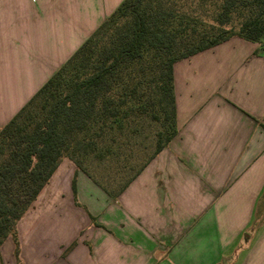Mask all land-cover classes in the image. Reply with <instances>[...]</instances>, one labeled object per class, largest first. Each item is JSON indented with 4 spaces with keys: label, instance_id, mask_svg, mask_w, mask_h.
Returning a JSON list of instances; mask_svg holds the SVG:
<instances>
[{
    "label": "crops",
    "instance_id": "1",
    "mask_svg": "<svg viewBox=\"0 0 264 264\" xmlns=\"http://www.w3.org/2000/svg\"><path fill=\"white\" fill-rule=\"evenodd\" d=\"M123 0H0V127ZM178 132L116 198L64 157L1 264H264V50L174 64Z\"/></svg>",
    "mask_w": 264,
    "mask_h": 264
},
{
    "label": "trees",
    "instance_id": "2",
    "mask_svg": "<svg viewBox=\"0 0 264 264\" xmlns=\"http://www.w3.org/2000/svg\"><path fill=\"white\" fill-rule=\"evenodd\" d=\"M233 36L264 50V0H123L0 127V245L64 157L118 197L178 132L175 62ZM148 120L155 149L133 170L121 152ZM93 160L120 163L111 187Z\"/></svg>",
    "mask_w": 264,
    "mask_h": 264
},
{
    "label": "rangeland",
    "instance_id": "3",
    "mask_svg": "<svg viewBox=\"0 0 264 264\" xmlns=\"http://www.w3.org/2000/svg\"><path fill=\"white\" fill-rule=\"evenodd\" d=\"M148 120L145 124V128L139 134L132 135L131 137V146L130 148L126 147L122 150V156L124 154L128 157L129 165L134 166V169H137L140 164L146 161L149 156L154 152L156 136L155 131L157 126L152 121ZM107 162L99 163L97 160H93L91 163H87L89 170L97 176L101 181L107 183L110 187L114 184L110 179L114 174L116 167L120 166V163ZM119 173H117L118 175ZM17 230V224H16ZM1 261V256H0ZM1 264V262H0Z\"/></svg>",
    "mask_w": 264,
    "mask_h": 264
}]
</instances>
